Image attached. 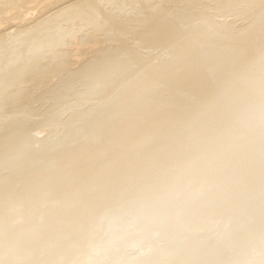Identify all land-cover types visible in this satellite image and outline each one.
Instances as JSON below:
<instances>
[{
  "label": "bare ground",
  "instance_id": "bare-ground-1",
  "mask_svg": "<svg viewBox=\"0 0 264 264\" xmlns=\"http://www.w3.org/2000/svg\"><path fill=\"white\" fill-rule=\"evenodd\" d=\"M65 1L0 0V31ZM142 2L134 0L136 6ZM100 3L65 4L49 17L53 25L25 33L24 49L0 69L3 107L26 94L34 97L27 91L34 83L45 91L36 96L44 106L60 107L63 92L72 89L65 79L73 73L67 56L81 81L73 92L77 103L101 92L114 96L89 103L77 121L64 120L54 140L53 118L39 122L37 136H45L36 141L39 149L29 147L30 104L21 110L24 117L0 114V227L8 238L0 264H264L247 252L264 254V183L258 180H264V34L233 33L224 43L204 32L199 43L205 44L198 45L182 34L175 17L188 19L193 10L180 8L178 0L144 18L135 13L126 24L117 20L122 8L98 17ZM170 12L173 22L166 18ZM63 22L70 24L51 30ZM258 26H264V12ZM97 35L111 45L104 47ZM129 35L145 44L129 54L164 51L163 63L181 58L188 66L160 74L145 68L119 83L117 76L131 66V56L122 62L118 50ZM18 36L7 35L14 43ZM87 38L97 41L84 44ZM10 88L12 94L6 93ZM217 109L225 111L220 125L208 121ZM225 120L234 136L227 145L220 130ZM254 128L263 161L241 178L244 152L254 154L248 146ZM152 242L163 246L153 248Z\"/></svg>",
  "mask_w": 264,
  "mask_h": 264
},
{
  "label": "rangeland",
  "instance_id": "rangeland-1",
  "mask_svg": "<svg viewBox=\"0 0 264 264\" xmlns=\"http://www.w3.org/2000/svg\"><path fill=\"white\" fill-rule=\"evenodd\" d=\"M83 1L87 0H67L63 3H58L54 2L50 4V7L46 9L42 14H39V16H35L34 18H27L24 23H15L16 28L10 30V31H0V69L2 71L7 70V66L10 64L11 58H16L18 57V54L16 51L24 49L26 46L28 39L23 38V35L25 33L28 34V36H31L36 30H39L40 28H44L46 25H53V22L50 20L51 15H54V13H58L62 11L64 8L68 7L69 4H76L82 3ZM169 0H143L142 3H140L139 6H136L134 4V0H101L100 5L98 6L97 11L95 14L98 17L103 18L108 10H113V13H118L115 8H122L124 9L123 12L119 13L117 16V20L122 21L123 24H126L127 21L129 20V16L138 13L140 17L144 18L146 16H149L151 13L156 11L159 6L165 7L166 10L169 9L168 2ZM181 4L179 5L180 8H184L187 10H193L192 13L193 15L189 17L188 19H184L182 15H178L175 18H177L181 22V30L182 34H184V38L190 39L193 44H198V45H204L205 42H200L199 36H201L204 32L206 33H213L215 38L220 39L221 41L229 42V35L233 33H243L247 34L248 32L251 31H258L260 35L264 34V26L259 27L258 22L260 19L261 14L263 15L264 12V0H178ZM68 4V5H65ZM81 5V4H80ZM19 8L21 6L19 5ZM174 13L170 12L168 15H166V18L169 22H173L174 20ZM70 23H60L61 27L59 26H54L51 28L52 31L58 29V28H65L66 26H69ZM134 28L137 29V32L140 33L142 31V28L139 24L135 23ZM180 30V31H181ZM11 33L13 36L19 35L17 38V43H14L7 37V35ZM181 33V32H180ZM99 38L97 39L99 42L101 41L102 45L104 47H108L111 45L110 41L102 37L100 35ZM92 38H87L84 42L87 43L88 45L91 44L92 41H97ZM207 42V41H206ZM176 42L172 43L174 45ZM178 44V43H176ZM144 46L140 44L135 37L129 35L127 43L118 48L120 52V60L123 62L127 59L128 55L131 56V66L127 70H124L121 72L118 76V82L121 83L124 78H131V77H139L143 74L145 68H149L152 72L160 74L161 72L165 73H170L169 69L173 68L176 65L175 70L178 67H182L181 70H184L185 67L188 66V62L183 61L181 58L175 61L174 65L167 63L164 61V57L160 55L161 53L163 54L164 51L161 53L157 52L159 55L154 54H146L148 53L144 49L142 50L141 48L136 52L137 54L131 55L129 54V50L131 47L137 48V46ZM169 45V44H168ZM63 47L62 49H65ZM167 49V48H166ZM165 49V50H166ZM173 51V50H172ZM156 52V53H157ZM145 53V54H144ZM166 53V52H164ZM155 55V56H154ZM157 56V57H156ZM180 56V54H178ZM92 54H89L86 56L87 59L92 58ZM68 62V71H72L73 73L71 76H68L67 81L71 84L72 89H67L65 92H63L64 98L62 99L63 103L60 105V107H57L56 109H50L47 106H44L41 98H37L36 96L42 95L43 89L39 90L38 83H34L31 86H29L28 89L32 90H27L28 92H31L32 94H35L34 97L31 95H25V99L23 100H16L12 106L10 107H3L0 106V114L4 118H20L24 117L23 112L21 111L24 107H26L28 104L32 106L33 111L29 115V119L32 122L31 129L29 131V137H32L33 139L29 142V147L30 149L33 147L34 149H39L40 145L36 142L37 140H43L45 138L44 134L41 135V137L37 136L40 134L42 131L41 127H39V122H42V120H45L47 118H53V126L54 129L52 130V140H54V132L58 134L62 129V123L64 120H72L74 119L75 121L78 120V117L82 114L87 113L89 111L88 109L90 108L89 103H94L95 105H100L102 102L108 101L109 98H113L114 96H107L105 95L104 92L98 93L96 97L88 100L87 102H80L77 103L74 100L73 92L75 89L79 88V85L81 82L78 78V71H77V66H74L73 63L71 62V56L66 57ZM173 70L172 72H175ZM25 73L21 72L20 76L23 77ZM65 77L62 76L58 80V82H61ZM159 76L156 75L157 78L156 82L158 85H161L163 82L161 79L158 78ZM93 86H97L96 83H92ZM99 91V89H97ZM14 89L10 88L9 90L6 91V93L12 94ZM115 94V92L113 93ZM168 95V94H166ZM179 96H181L179 94ZM37 98V99H36ZM260 100V98H258ZM154 102L158 101V98L153 99ZM205 102V101H204ZM207 102V101H206ZM205 102V103H206ZM260 103L261 100H260ZM224 109H217L216 113L208 118V121L210 123L215 122V124H219L220 121L219 119L225 118L224 117ZM247 121L242 120L240 122V127L246 126ZM220 125V124H219ZM229 126H231L230 121L225 120L222 128L220 129L223 131V136H225V140L223 141L224 145L229 144V142L234 139L233 132L230 130L229 131ZM259 130L257 128L252 129L250 132V139L248 143L249 147H253L254 154L252 156H249L247 153L244 152V157L246 159L245 165L242 169L238 171V175L241 178H245L249 175V172H253L255 170V165L254 163L257 160H262V151L260 148L256 145L257 142V137ZM240 148V145L238 144L236 149ZM263 161V160H262ZM7 174L6 170H3L2 175ZM261 182L264 183V180L261 178H258ZM187 194V193H185ZM184 198H188L184 196ZM261 200V199H260ZM182 201H179V203ZM262 202V201H259ZM258 204H263L259 203ZM219 208V206H217ZM217 208V209H218ZM264 222V220H263ZM128 223V222H127ZM124 228L126 229V225ZM122 226V228H123ZM128 229V228H127ZM203 229L206 231L208 229V226L203 227ZM90 234L93 232V227L90 229ZM204 230H200L199 233H202ZM5 231V227L1 226L0 227V249L3 248V246L8 242V238L3 237ZM183 231H180L177 235H182ZM184 234V233H183ZM264 234V233H262ZM260 235L262 238L264 235ZM153 248H160L163 246L162 243L160 242H152ZM252 252L254 254V257H260L264 258V254L262 252L257 251L256 249H251L248 248L247 252ZM133 255L134 253L131 252ZM233 256L230 257L231 259L236 258L238 255L232 254ZM188 261H190L187 258ZM182 261H185V259H182ZM99 264H104L103 262H99Z\"/></svg>",
  "mask_w": 264,
  "mask_h": 264
}]
</instances>
